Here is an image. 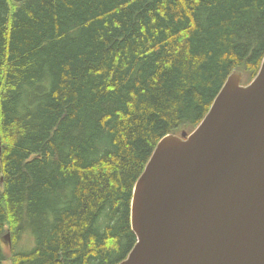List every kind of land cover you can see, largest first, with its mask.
Here are the masks:
<instances>
[{
  "label": "trees",
  "instance_id": "trees-1",
  "mask_svg": "<svg viewBox=\"0 0 264 264\" xmlns=\"http://www.w3.org/2000/svg\"><path fill=\"white\" fill-rule=\"evenodd\" d=\"M263 59L264 0H0V264L124 261L158 143Z\"/></svg>",
  "mask_w": 264,
  "mask_h": 264
},
{
  "label": "water",
  "instance_id": "water-1",
  "mask_svg": "<svg viewBox=\"0 0 264 264\" xmlns=\"http://www.w3.org/2000/svg\"><path fill=\"white\" fill-rule=\"evenodd\" d=\"M131 227L120 264H264V59L248 85L228 77L195 131L158 143Z\"/></svg>",
  "mask_w": 264,
  "mask_h": 264
},
{
  "label": "rangeland",
  "instance_id": "rangeland-1",
  "mask_svg": "<svg viewBox=\"0 0 264 264\" xmlns=\"http://www.w3.org/2000/svg\"><path fill=\"white\" fill-rule=\"evenodd\" d=\"M240 73H241V72H240ZM34 245H35V244L33 243V245L29 248V244L23 242V243H22V248H23V249H28V248H29V249H32V248L34 247Z\"/></svg>",
  "mask_w": 264,
  "mask_h": 264
},
{
  "label": "bare ground",
  "instance_id": "bare-ground-1",
  "mask_svg": "<svg viewBox=\"0 0 264 264\" xmlns=\"http://www.w3.org/2000/svg\"><path fill=\"white\" fill-rule=\"evenodd\" d=\"M132 203H133V198H132ZM132 203H131V207H132Z\"/></svg>",
  "mask_w": 264,
  "mask_h": 264
}]
</instances>
